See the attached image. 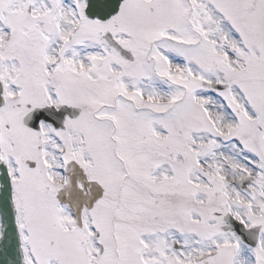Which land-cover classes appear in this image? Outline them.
Returning a JSON list of instances; mask_svg holds the SVG:
<instances>
[{
	"label": "snow or ice",
	"instance_id": "obj_1",
	"mask_svg": "<svg viewBox=\"0 0 264 264\" xmlns=\"http://www.w3.org/2000/svg\"><path fill=\"white\" fill-rule=\"evenodd\" d=\"M0 264H264V0H0Z\"/></svg>",
	"mask_w": 264,
	"mask_h": 264
}]
</instances>
